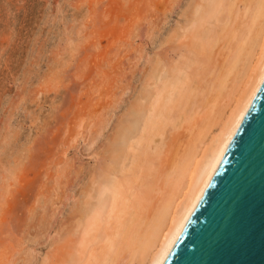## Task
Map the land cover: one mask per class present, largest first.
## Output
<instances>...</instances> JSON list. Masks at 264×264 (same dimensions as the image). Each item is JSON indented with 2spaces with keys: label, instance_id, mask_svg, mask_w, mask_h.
<instances>
[{
  "label": "rangeland",
  "instance_id": "obj_1",
  "mask_svg": "<svg viewBox=\"0 0 264 264\" xmlns=\"http://www.w3.org/2000/svg\"><path fill=\"white\" fill-rule=\"evenodd\" d=\"M199 1L0 0V264L66 261L77 210L115 166L106 151L150 75L195 59ZM184 133H169L161 167Z\"/></svg>",
  "mask_w": 264,
  "mask_h": 264
},
{
  "label": "bare ground",
  "instance_id": "obj_2",
  "mask_svg": "<svg viewBox=\"0 0 264 264\" xmlns=\"http://www.w3.org/2000/svg\"><path fill=\"white\" fill-rule=\"evenodd\" d=\"M195 4L189 64L200 69L194 74L187 71L191 64L177 65L150 75L154 86L140 90L141 102L106 151L117 165L103 170L77 210L63 264H162L260 86L264 0ZM219 50L226 53L217 70L212 58ZM183 126L172 164L161 167L169 133Z\"/></svg>",
  "mask_w": 264,
  "mask_h": 264
},
{
  "label": "water",
  "instance_id": "obj_3",
  "mask_svg": "<svg viewBox=\"0 0 264 264\" xmlns=\"http://www.w3.org/2000/svg\"><path fill=\"white\" fill-rule=\"evenodd\" d=\"M162 264H264V78Z\"/></svg>",
  "mask_w": 264,
  "mask_h": 264
}]
</instances>
